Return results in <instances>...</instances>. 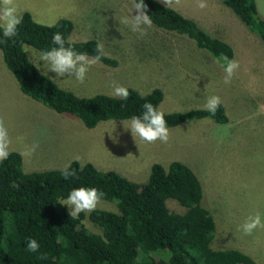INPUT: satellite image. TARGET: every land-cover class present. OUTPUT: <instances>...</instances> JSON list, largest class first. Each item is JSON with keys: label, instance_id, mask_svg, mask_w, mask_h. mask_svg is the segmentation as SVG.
<instances>
[{"label": "rangeland", "instance_id": "374dc122", "mask_svg": "<svg viewBox=\"0 0 264 264\" xmlns=\"http://www.w3.org/2000/svg\"><path fill=\"white\" fill-rule=\"evenodd\" d=\"M185 1L196 3V0H181L180 5L170 7L187 9L183 6ZM219 2L221 0H206L208 7ZM17 4L20 15L28 11L34 20L43 24H52L59 18L71 20V41L95 39L104 45L103 54L117 61L114 66L102 62L92 66L83 83L75 77H57L54 72H46L41 61L39 70L62 88L79 96H89L98 92L113 95V82L141 93L157 87L163 91L158 106L163 112L205 108L207 98L213 95L220 96L226 106H231L227 108L228 121L225 123L209 117L187 121L169 128L167 143L159 140L147 143L139 137L134 138L130 129L125 130L122 121L130 119H110L87 128L78 117L58 113L22 93L5 66L0 50V118L9 129L10 151L21 153L26 147L38 145L31 157H22L23 170L64 168L71 160L78 159L143 182L152 163L166 166L172 160H180L200 179L201 205L211 212L215 221L212 246L239 248L264 264V229L257 228L251 235H245L240 227L250 214L259 212L264 217V71L257 72L261 69L253 68L257 49L240 38L236 60L247 62L253 70L246 80L252 84L251 91H263L262 97L255 93L244 96L240 94L242 90L230 92V86L223 83H211L205 87V92H197L195 85L212 81L211 77H200L210 71L201 68L206 64L205 68L210 69L217 64L216 58L199 48L186 34L152 23L146 28L147 34L141 36L128 25L120 24L121 18L131 17L132 0H17ZM206 12L205 8L200 9V14L199 11L190 14L197 17ZM225 17L215 14L217 22L211 16L212 27L216 24L226 26L228 18ZM30 48L37 54L42 52ZM199 54L212 58L207 63L197 62ZM194 69L196 73H187ZM236 96L240 100L238 103ZM166 202L171 210H183L173 199ZM97 208L117 211V204L102 198ZM83 223L89 230L99 231L88 219Z\"/></svg>", "mask_w": 264, "mask_h": 264}, {"label": "trees", "instance_id": "16d2710c", "mask_svg": "<svg viewBox=\"0 0 264 264\" xmlns=\"http://www.w3.org/2000/svg\"><path fill=\"white\" fill-rule=\"evenodd\" d=\"M221 2L264 44V18L255 0ZM145 3L157 27L186 34L215 58L221 54L232 58V47L193 19L157 0ZM21 17L18 36L7 39L0 30V50L22 93L58 113L78 117L87 128L110 119H131L143 111L146 102L159 106L163 91L157 87L146 93L127 87V99L103 92L79 96L60 87L28 60L22 42L40 51L49 50L54 46L53 34L59 32L68 46L72 21L59 18L43 24L28 11ZM97 44L95 39L71 41L72 47L90 57L96 54ZM100 62L117 64L104 54ZM164 113L169 128L204 117L220 123L228 121L222 103L215 115L205 108ZM22 164V156L15 150L0 162V264H259L239 249L212 247L215 221L201 205L200 179L180 160L166 166L152 163L143 182L78 159L68 163L76 172L68 179L62 175L63 168L24 171ZM81 186L98 188L105 193L103 199L116 202L117 211L96 208L71 217L62 201ZM167 199L175 200L183 210H171ZM84 219L99 231L89 230ZM29 238L39 242L38 252L27 250ZM41 254L46 259H41Z\"/></svg>", "mask_w": 264, "mask_h": 264}, {"label": "clouds", "instance_id": "9594fccd", "mask_svg": "<svg viewBox=\"0 0 264 264\" xmlns=\"http://www.w3.org/2000/svg\"><path fill=\"white\" fill-rule=\"evenodd\" d=\"M167 7L180 5L181 0H161ZM196 6L205 9L208 5L206 0H196ZM133 11L136 12L133 15ZM131 17H123L119 20L120 24L128 25L133 32L139 33L141 36L147 34L146 28L151 27L152 19L148 14V6L145 0H132ZM22 23V17L19 12L17 0H0V30L4 38L12 39L18 36L19 25ZM52 44L49 50H45L37 54L30 46L23 44L22 49L25 53H30L28 60L39 70L40 62L43 61V68L46 72H54L57 77H75L77 81L83 83L87 73L91 67L99 63L103 55V44H97L93 56H89L85 52H79L71 46L69 38L68 46L63 35L59 32L53 34ZM38 55V59H37ZM216 63L220 64L225 72L224 83L230 84L236 71L240 67L238 60L230 59L227 55L221 54L216 58ZM113 95L123 99H127L130 95L126 86L116 82L112 84ZM222 101L220 96H209L206 100L205 109L212 115H215ZM143 111L139 115H133L129 121H122L125 130L130 129L134 138L139 137L147 143H155L160 141L167 143L170 139V129L165 119V113L159 110L151 102L142 105ZM23 140V137H18ZM12 140L9 135V129L3 118H0V162L6 160L10 155V147ZM37 144L26 147L20 155L28 158L33 155ZM65 179L74 177L76 172L71 169V165H65L62 171ZM105 193L96 187L81 186L71 190L66 199L62 201V205L69 206V215L73 218L78 217L83 212L95 211L100 204ZM245 235H251L257 228L264 229V217L259 212L247 216L243 224L240 226ZM29 252H38L40 244L36 239L29 238L26 243ZM41 259H46V255L41 254Z\"/></svg>", "mask_w": 264, "mask_h": 264}, {"label": "crops", "instance_id": "0c3cea01", "mask_svg": "<svg viewBox=\"0 0 264 264\" xmlns=\"http://www.w3.org/2000/svg\"><path fill=\"white\" fill-rule=\"evenodd\" d=\"M255 1H256V5H257V8H258L260 15L264 18V0H255ZM183 6H185L187 9H185V8L176 9V7H174V9H176L177 11L182 13L183 15L193 19L194 21L197 20L196 22L204 30H207L208 32H210V29H213L210 32L211 35L225 41L226 43H228L232 47L233 56L231 59L236 60V49L240 44L239 39L244 38V40L249 41L250 45H252V47H255L257 49V52H258L256 54V58H257L255 61L256 64H254L253 68L256 67V68L261 69V70H258L257 72H259V71L263 72L264 71V69H263V67H264V44L259 40V38L252 31H250L239 20V18L232 12L231 9H229L222 2L221 3L219 2V4H217L215 6L208 7L209 6L208 5L206 7L207 12L203 15H200V16L198 15L197 16L198 18H197L196 16H193L192 14H190L192 12L195 13L197 11H199V14H200V8H198L196 6V3H194L193 1H185ZM218 13L223 14L226 16L225 18H228V24L226 26L216 24V27H212V25H214L213 20H216L215 14L217 15ZM211 16H212L213 20H212ZM261 48L263 49L262 53H261ZM209 58H212V57H208V55H204V54L196 55V61L197 62L200 61L201 63H207ZM214 61L216 62L215 59H214ZM239 63H240V67L236 71L234 78H232V81L229 85L228 84L226 85L223 82L225 72H224L223 67L220 64L214 63V65L210 66V69H206L205 68L206 64H204V66L201 69L203 71H205V70H210V71L207 73L204 72L202 74V76H200V77L203 79H206L207 77H211L212 81L206 82V83L204 82L202 84L198 83L197 85H195V86H197V89H196L197 92H201V91L205 92L204 91L205 87H209L208 85H210L211 83H212V85L223 83V85H225L227 87L230 86V88L228 89L230 92L236 93L237 90H242V92L240 91V94H242L244 96L255 93V95H259L262 97L263 91L260 90L257 93L254 91H251L252 84L250 85L246 80V78L252 76L253 70H251V68L247 62H245L243 60H239ZM187 73H196V69L187 70ZM235 78H239V79H235ZM239 95H237V96L239 97ZM237 96H236V103H238L240 101ZM221 101L225 107V111H227V108L229 109L231 106H229L228 104H227L228 106H226V102L224 100H221ZM213 248H215V247H213ZM215 249H218V248H215ZM236 249H239V248H236ZM258 258L260 260L262 259L261 256H259ZM263 260H264V258H263ZM262 263H264V261H262Z\"/></svg>", "mask_w": 264, "mask_h": 264}]
</instances>
